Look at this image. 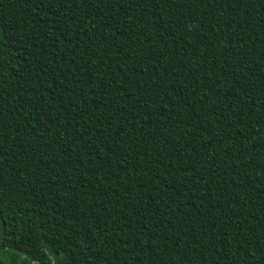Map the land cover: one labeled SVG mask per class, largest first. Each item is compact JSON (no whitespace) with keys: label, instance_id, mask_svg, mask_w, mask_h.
I'll list each match as a JSON object with an SVG mask.
<instances>
[{"label":"trees","instance_id":"obj_1","mask_svg":"<svg viewBox=\"0 0 264 264\" xmlns=\"http://www.w3.org/2000/svg\"><path fill=\"white\" fill-rule=\"evenodd\" d=\"M0 264H264V0H0Z\"/></svg>","mask_w":264,"mask_h":264},{"label":"water","instance_id":"obj_2","mask_svg":"<svg viewBox=\"0 0 264 264\" xmlns=\"http://www.w3.org/2000/svg\"><path fill=\"white\" fill-rule=\"evenodd\" d=\"M4 239H5V222H4L3 217L0 213V250H1V247L4 243Z\"/></svg>","mask_w":264,"mask_h":264}]
</instances>
